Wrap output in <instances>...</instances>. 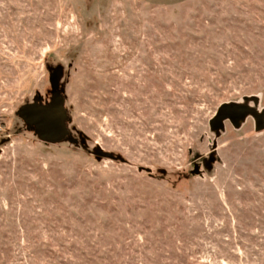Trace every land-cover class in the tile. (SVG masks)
Returning <instances> with one entry per match:
<instances>
[{
	"label": "rangeland",
	"instance_id": "1",
	"mask_svg": "<svg viewBox=\"0 0 264 264\" xmlns=\"http://www.w3.org/2000/svg\"><path fill=\"white\" fill-rule=\"evenodd\" d=\"M0 264H264V0H0Z\"/></svg>",
	"mask_w": 264,
	"mask_h": 264
},
{
	"label": "water",
	"instance_id": "2",
	"mask_svg": "<svg viewBox=\"0 0 264 264\" xmlns=\"http://www.w3.org/2000/svg\"><path fill=\"white\" fill-rule=\"evenodd\" d=\"M51 96L48 101L42 102L34 99L31 103L20 106L16 112L17 116L25 124L26 130L32 132L44 143H60L67 141L77 144L78 140L73 138L67 128L68 115L64 108V98L59 89V71H55L49 79ZM244 114V109L237 105H222L213 118V122L229 119L237 121ZM84 140H81L83 142ZM99 157L114 159L110 153L97 151ZM194 173H198L195 167Z\"/></svg>",
	"mask_w": 264,
	"mask_h": 264
}]
</instances>
